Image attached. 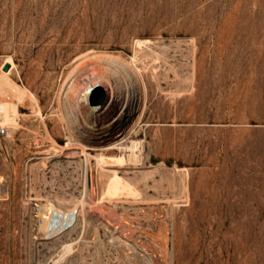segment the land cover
Listing matches in <instances>:
<instances>
[{
    "label": "rangeland",
    "instance_id": "rangeland-1",
    "mask_svg": "<svg viewBox=\"0 0 264 264\" xmlns=\"http://www.w3.org/2000/svg\"><path fill=\"white\" fill-rule=\"evenodd\" d=\"M74 21L101 52L130 59L142 41L143 117L126 136L138 149L105 159L108 177L96 163L104 147L76 145L108 139L76 132L68 146L51 108L62 65L41 103L59 156L38 121L10 136L0 120V264H264V0H0L6 82L26 87L30 61ZM112 78L88 66L65 92ZM112 89L102 105L118 103ZM52 206L62 216L50 224Z\"/></svg>",
    "mask_w": 264,
    "mask_h": 264
},
{
    "label": "bare ground",
    "instance_id": "bare-ground-1",
    "mask_svg": "<svg viewBox=\"0 0 264 264\" xmlns=\"http://www.w3.org/2000/svg\"><path fill=\"white\" fill-rule=\"evenodd\" d=\"M30 14V9H27L21 16V19H25L28 25L32 23ZM12 19L14 21L17 19L16 14L13 15ZM58 39H61L59 43H57ZM95 40L98 41L88 25H81L74 21L61 30L55 31L53 38L45 43L38 52V60L30 61L25 75L26 87L18 86L9 80L6 82L5 76L0 74V120L7 125L8 132L10 128V136L19 129L23 122L29 121V124L32 125L34 121H38L39 126L43 128L42 139L49 141L47 153H55V156H59L61 147L56 141V137H59L58 126L51 129L47 128V119H45L44 107L41 106V103L45 96H48L49 92L53 90L56 70L65 65L67 71L58 85L56 100H53V105L50 103L52 110L55 108L57 113L54 112L53 114H56V120L66 129L65 135L69 147L74 146L76 142L75 139L77 138L74 135L76 132L87 140H109L105 144L99 145L87 144L83 141L76 143V145H79L81 149L86 148L87 145L104 147L97 153L96 163L101 175L113 177L116 176V170L108 169L112 166H107V168L104 165V160L118 159L120 161L125 152H135L138 149V141H129L126 136L129 130L133 129V126L143 117L141 101L146 93V84L144 85L138 66L135 65V60H141L145 52L142 41L137 37H134V41H132L133 55L130 59H125L119 54H109L95 49L93 46ZM103 48H110L109 42L104 43ZM55 55L58 56L57 60L54 59ZM72 57L75 60H71ZM92 65L105 74L113 76L114 84L112 85L109 80L102 83L97 80L99 86L95 90L96 82L79 89L76 88V84H71L69 88L75 94H69V90V92H65L68 81ZM124 72L126 75L123 76ZM104 84L114 89L109 91V95L113 98L117 97V104H101L99 95L103 92ZM76 106L78 108L77 114ZM23 109H29V113L24 115L20 111ZM109 135L112 136L108 137ZM116 149L121 152L119 156H116L118 155ZM150 175L151 173L147 172L143 176L146 178ZM131 187L132 189L136 188L134 185ZM63 213V216L67 217L68 214ZM61 216L58 209L52 206L46 207V214H44L43 219L53 224L59 221Z\"/></svg>",
    "mask_w": 264,
    "mask_h": 264
},
{
    "label": "built area",
    "instance_id": "built-area-1",
    "mask_svg": "<svg viewBox=\"0 0 264 264\" xmlns=\"http://www.w3.org/2000/svg\"><path fill=\"white\" fill-rule=\"evenodd\" d=\"M5 132V127L0 126V134H3Z\"/></svg>",
    "mask_w": 264,
    "mask_h": 264
},
{
    "label": "water",
    "instance_id": "water-1",
    "mask_svg": "<svg viewBox=\"0 0 264 264\" xmlns=\"http://www.w3.org/2000/svg\"><path fill=\"white\" fill-rule=\"evenodd\" d=\"M8 63L7 64H5L4 66H3V70H7L8 69Z\"/></svg>",
    "mask_w": 264,
    "mask_h": 264
}]
</instances>
